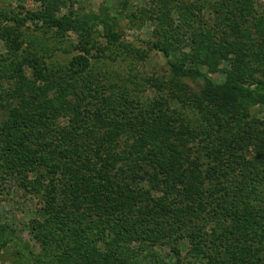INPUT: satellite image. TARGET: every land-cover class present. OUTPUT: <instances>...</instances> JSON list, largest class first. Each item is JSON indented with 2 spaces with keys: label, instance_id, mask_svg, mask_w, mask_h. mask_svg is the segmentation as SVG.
<instances>
[{
  "label": "trees",
  "instance_id": "1",
  "mask_svg": "<svg viewBox=\"0 0 264 264\" xmlns=\"http://www.w3.org/2000/svg\"><path fill=\"white\" fill-rule=\"evenodd\" d=\"M35 1L42 11L0 10V40L9 52L0 57L7 71L0 77V169L16 173L21 187L45 200L48 219L32 231L41 249L36 264H264V206L258 205L264 203L263 124L252 120L220 132L224 155L204 139L194 158L197 137L188 126L176 125L166 101L143 104L127 87L134 84L133 69L119 86L94 91L91 86L101 81L83 76L86 68L63 71L59 81L47 74L37 50L24 48L29 22H41L37 30L55 44L45 48L49 58L63 50L59 44L70 34L85 38L98 56L129 61L130 67L157 52L166 61L173 97L193 98V107L215 111L218 120L229 111L234 115L228 120H249L252 108L264 110L263 20L251 25L261 38L248 42L249 31L227 42L211 32H193L186 44L166 28L144 49L124 41L122 14L103 10L80 17L71 0ZM220 1L213 3L217 13ZM204 2L178 7L183 25ZM251 9L247 5L243 22ZM224 61L231 70L219 82L212 74ZM26 67L34 80L26 77ZM189 82L200 86L198 95L189 92ZM146 84L158 87L152 78L139 81L137 89ZM61 117L68 126L60 124ZM250 146L262 166L239 175L230 160L242 152L244 162ZM30 176L35 178L24 182ZM183 240L186 255L179 246ZM10 246L21 264L18 243L0 229V251Z\"/></svg>",
  "mask_w": 264,
  "mask_h": 264
},
{
  "label": "rangeland",
  "instance_id": "2",
  "mask_svg": "<svg viewBox=\"0 0 264 264\" xmlns=\"http://www.w3.org/2000/svg\"><path fill=\"white\" fill-rule=\"evenodd\" d=\"M72 9L79 16H87L91 14L99 15L103 10H108V14L112 17H122L119 20L120 29L124 33V41L128 44H132L137 48L147 49V43L158 39L156 32L166 31V28H173L175 36L181 39L186 44L190 42L193 32H211L217 40L223 39L225 42L232 41L236 37H240L239 34L249 31L251 34L248 36L245 42H248L252 38H261L260 34L251 29L253 23L258 22L257 19H262L264 22V0H204V5H200V11H195L196 17L192 20L185 22L183 25L180 20V14L178 13V7L187 8L191 6L193 0H71ZM220 1L221 10L217 13L214 10V2ZM252 7V13L246 15V20L243 22L242 13L246 11V7ZM24 7L22 10L19 7ZM0 10H15V12H22L23 15L26 11L43 10V6L40 2L35 0H0ZM67 13V10H62V14ZM163 16L169 19L171 22L169 25H165L162 22ZM162 22V23H161ZM41 22H29L30 30L27 31L29 37L27 41L32 42L24 45V48H33L38 51L40 57V64L44 65L43 61L49 67L47 74L50 72L51 78H56L59 81L62 79L60 76L63 71H72L75 68L85 69L83 76L89 79H99L101 84L94 83L91 87L94 91H104L103 87L106 85L119 86V82L128 80V73L130 69H133V75L135 77L134 84L129 83L127 87L132 90L137 96L142 98L143 104H150L159 101H166L165 109L169 110V116L174 117L176 125L188 126L191 130V135L197 137L195 143V149L192 155L197 152L200 147L204 146L201 141L206 139V145L214 146L220 150L224 155L223 141L220 140V132L225 133L229 130H235L238 124L248 126L252 124V120H255L264 126V110L260 107H255L250 110V119L243 120L238 118L236 121L228 120V117H233L234 111L222 117V120H218L217 113L215 111L201 110L195 108L192 105L193 98L181 102L179 99L172 96L175 91L174 85L170 83L168 78L169 71L164 57L157 52L151 53L150 57L145 61L135 60V66L130 67L129 61H109L102 56H98L97 50L90 48L87 45L86 39L81 36L70 34L65 39L63 44L59 46L63 47L62 51H55V54L49 58L45 55L48 48L51 45L52 49L55 46L54 42L48 35H44L40 30H37L36 26H40ZM185 26V29L183 28ZM100 31H103L100 28ZM176 31V33H175ZM238 35L236 36V34ZM46 48V50H45ZM123 48H120L121 52ZM71 50V51H70ZM189 52V50H184ZM118 52V51H117ZM8 51L3 41L0 40V57L7 56ZM52 50L46 52L47 55ZM233 57V56H232ZM134 61V57L128 59ZM6 64V63H5ZM39 64V65H40ZM227 70H231L230 63L224 61L219 65L218 72L212 74L216 81L223 82L226 78ZM82 71V70H81ZM204 71H207L204 68ZM6 66L0 63V77H3L6 73ZM26 77L29 80H34L36 74L32 68H25ZM95 75L93 77L92 75ZM79 77V76H78ZM61 78V79H60ZM154 78L158 82V87L145 85L143 89L138 88V82L145 79L150 80ZM202 83V82H201ZM190 93L198 95L200 92V86L198 84L190 83ZM120 93L119 89L115 90ZM122 92V90H121ZM172 96V97H171ZM100 107V106H99ZM102 107V106H101ZM190 120V121H189ZM227 120V122H225ZM189 121V122H188ZM60 124L64 126L69 125L67 118H60ZM171 127L174 129V124L171 122ZM224 125V129L223 128ZM175 126V127H177ZM245 151V150H243ZM196 158V155L193 156ZM242 152L236 155L235 158L230 160V163L236 166L239 175H243V172H253L251 168L262 166L257 158V153L254 146H250L243 162ZM198 158V157H197ZM213 165L205 162L203 167L209 170ZM233 166V167H234ZM255 172V171H254ZM257 172V171H256ZM254 175V174H253ZM35 176H30L28 180L31 181ZM235 178H238L235 173ZM22 179H18L17 174H3L0 169V229H5L8 238L16 241L20 247L21 252L24 255V260L21 264H36L38 257L40 256L41 249L36 245L34 235L32 234L34 226L39 223H43L48 219V213L45 205V200L42 196H36L29 193L28 190L21 187ZM264 190V188H263ZM261 189V191H263ZM154 198H158L160 193L152 192ZM263 205L264 203H258ZM180 249L183 255L188 252V246L186 241H180ZM162 254L168 253L165 249H156ZM31 253V254H30ZM15 256V250L10 246L5 250L0 251V264H17Z\"/></svg>",
  "mask_w": 264,
  "mask_h": 264
}]
</instances>
